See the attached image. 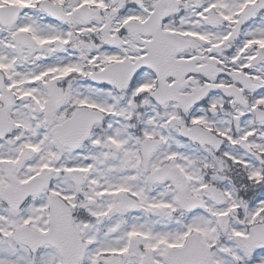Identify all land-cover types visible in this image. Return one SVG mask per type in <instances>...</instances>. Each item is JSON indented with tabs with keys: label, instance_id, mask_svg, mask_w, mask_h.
Segmentation results:
<instances>
[{
	"label": "snow or ice",
	"instance_id": "snow-or-ice-1",
	"mask_svg": "<svg viewBox=\"0 0 264 264\" xmlns=\"http://www.w3.org/2000/svg\"><path fill=\"white\" fill-rule=\"evenodd\" d=\"M0 264H264V0H0Z\"/></svg>",
	"mask_w": 264,
	"mask_h": 264
}]
</instances>
